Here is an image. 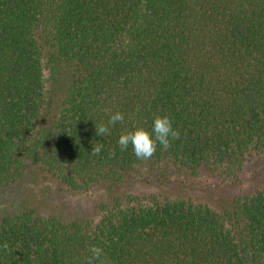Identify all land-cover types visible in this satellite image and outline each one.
<instances>
[{"label":"trees","instance_id":"1","mask_svg":"<svg viewBox=\"0 0 264 264\" xmlns=\"http://www.w3.org/2000/svg\"><path fill=\"white\" fill-rule=\"evenodd\" d=\"M157 114L180 139L122 152ZM0 206V264H264V0H0Z\"/></svg>","mask_w":264,"mask_h":264},{"label":"clouds","instance_id":"2","mask_svg":"<svg viewBox=\"0 0 264 264\" xmlns=\"http://www.w3.org/2000/svg\"><path fill=\"white\" fill-rule=\"evenodd\" d=\"M124 119V114L117 111L110 116L108 125H115L117 122L123 123ZM108 125L101 124L96 126V134L100 136L110 134ZM180 135L179 130L173 127L172 120L168 115L157 114L153 118L151 129L141 125L133 130L124 131L118 138V145L122 152L131 146L138 160L147 161L154 156L158 145L163 146L167 150L171 147L173 141L180 139ZM102 148V143L94 144L91 150L92 154L98 155ZM115 154V149L109 151L110 158L114 157ZM2 247L5 250H9V245L6 241ZM88 251L91 255L87 259V264H110L102 247L92 245Z\"/></svg>","mask_w":264,"mask_h":264},{"label":"rangeland","instance_id":"3","mask_svg":"<svg viewBox=\"0 0 264 264\" xmlns=\"http://www.w3.org/2000/svg\"><path fill=\"white\" fill-rule=\"evenodd\" d=\"M263 161H258L257 163L253 162L252 164H249V167L247 168V171L242 175V180L239 183L240 185L235 189V191H242L247 189L253 184V180L251 179L252 172L258 171L260 167H262ZM187 179V178H185ZM219 181H216L215 178L210 177H198L193 178L189 177L188 181H184V184L181 186L180 183H175L167 186V189L170 187H173L175 185V188H181L185 192H189L190 194L196 195L198 197H209L210 190L214 189L218 184ZM37 189H39V186H36ZM150 189H153L152 187H145V186H139L137 187V190L139 191H148ZM165 189L163 188H157L154 190H160ZM109 188L105 187H95L91 191H88L85 194H82L80 196L72 197V200H77L78 204H83L85 206H89L93 200L97 198L99 194H107L109 192ZM212 194V192H211ZM78 195V194H77ZM104 196V195H103ZM3 206H0V215L4 213Z\"/></svg>","mask_w":264,"mask_h":264}]
</instances>
